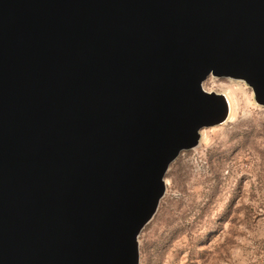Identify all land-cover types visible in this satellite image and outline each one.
Returning a JSON list of instances; mask_svg holds the SVG:
<instances>
[{
	"label": "water",
	"instance_id": "obj_1",
	"mask_svg": "<svg viewBox=\"0 0 264 264\" xmlns=\"http://www.w3.org/2000/svg\"><path fill=\"white\" fill-rule=\"evenodd\" d=\"M209 76L264 107V0H0V264H138Z\"/></svg>",
	"mask_w": 264,
	"mask_h": 264
},
{
	"label": "rangeland",
	"instance_id": "obj_2",
	"mask_svg": "<svg viewBox=\"0 0 264 264\" xmlns=\"http://www.w3.org/2000/svg\"><path fill=\"white\" fill-rule=\"evenodd\" d=\"M202 88L228 95L229 116L170 164L138 264H264V107L240 80Z\"/></svg>",
	"mask_w": 264,
	"mask_h": 264
},
{
	"label": "bare ground",
	"instance_id": "obj_3",
	"mask_svg": "<svg viewBox=\"0 0 264 264\" xmlns=\"http://www.w3.org/2000/svg\"><path fill=\"white\" fill-rule=\"evenodd\" d=\"M224 96H225V98L227 99V101H228V103H229V106H230V101H229V97H228V95L226 94V93H222Z\"/></svg>",
	"mask_w": 264,
	"mask_h": 264
}]
</instances>
